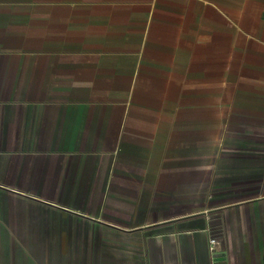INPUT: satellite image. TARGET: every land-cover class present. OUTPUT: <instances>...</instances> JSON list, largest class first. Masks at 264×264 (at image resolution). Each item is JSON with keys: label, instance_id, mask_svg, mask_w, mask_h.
Masks as SVG:
<instances>
[{"label": "crops", "instance_id": "1", "mask_svg": "<svg viewBox=\"0 0 264 264\" xmlns=\"http://www.w3.org/2000/svg\"><path fill=\"white\" fill-rule=\"evenodd\" d=\"M37 233L264 264V0H0V264Z\"/></svg>", "mask_w": 264, "mask_h": 264}, {"label": "rangeland", "instance_id": "2", "mask_svg": "<svg viewBox=\"0 0 264 264\" xmlns=\"http://www.w3.org/2000/svg\"><path fill=\"white\" fill-rule=\"evenodd\" d=\"M28 236H30V240L32 241V250L30 251V253H32V260H34L37 264H61L62 250L58 247L59 244L57 243V235L48 236L45 235L44 233L42 234L37 233ZM46 237L49 239V244L51 245L49 249H46L45 247ZM74 242L75 240L73 241V243ZM4 252H8V251H3L0 249V263L4 262V257H2V253ZM64 252L66 253L67 257L68 255L70 258L76 257L75 249L72 251H63V253ZM73 261H75V259L72 260V264H75ZM68 262L71 263V259Z\"/></svg>", "mask_w": 264, "mask_h": 264}, {"label": "built area", "instance_id": "3", "mask_svg": "<svg viewBox=\"0 0 264 264\" xmlns=\"http://www.w3.org/2000/svg\"><path fill=\"white\" fill-rule=\"evenodd\" d=\"M208 243H209V250L213 251L216 243V238L214 236L209 237Z\"/></svg>", "mask_w": 264, "mask_h": 264}]
</instances>
